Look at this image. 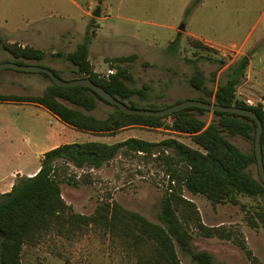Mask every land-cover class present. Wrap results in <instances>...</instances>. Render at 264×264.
<instances>
[{
	"label": "rangeland",
	"instance_id": "obj_1",
	"mask_svg": "<svg viewBox=\"0 0 264 264\" xmlns=\"http://www.w3.org/2000/svg\"><path fill=\"white\" fill-rule=\"evenodd\" d=\"M189 2L190 0H0V38L9 43H17L24 37L32 36L38 44L31 42L28 46L40 48L47 53L44 61L33 64L56 70L62 79L70 80L74 76L73 66L64 57L57 55H66L75 50V46L64 49L53 46L52 33L73 27L80 29L90 20L89 17H83L81 11H100L103 19L99 21L98 27L93 26L95 33L96 30L98 32L91 50L95 71L108 76L109 69H112L108 60L112 56L137 54L134 62L124 64L123 67L134 77L135 87L148 85L151 89L148 100H134L141 106H172L187 98L198 100L204 97L203 92L192 89L187 80L197 68L207 77L218 74L220 64L209 61L207 57L215 56L216 60L225 61L227 65L239 62L241 57L236 58L235 52L228 53L226 57L217 51L208 54L193 48L188 40L184 47L181 46L178 54H172L167 48L171 36L170 26L188 23L195 30L226 40H238L251 33L252 41L264 28V0H201L191 18V13L188 16L184 14ZM188 60L196 62L192 64ZM21 63L29 62L15 58L0 47V65H22ZM227 72L228 70L221 74L222 82L226 80ZM262 82L264 84V73ZM50 84L40 73H22L10 69L0 72V95L40 96ZM208 85L212 89L216 87V83L211 81ZM241 85L237 89L238 95L244 94L248 87L244 86V79ZM249 99L255 104L260 103L252 94ZM114 111V107L99 101L98 107L90 114L98 119H106ZM211 118L209 115L208 121ZM70 136L45 109L0 102V181L3 179L7 185L6 194L11 192L18 176H26L40 169L44 154L60 145L64 137ZM170 137L191 144L188 136H178L165 128L155 130L144 127L129 128L116 136L88 135L87 140L114 143L136 138L161 142ZM226 137L242 152L252 153L253 145L244 138ZM75 140L79 143L86 141L84 135L75 137ZM73 141L74 139L64 140ZM155 159V156L147 158L143 154L124 155L121 152L108 166L99 170L72 168L71 173L78 178L85 177L89 182L81 180L83 182L77 188L62 184V196L78 214L90 216L101 202L112 198L125 209L159 224L169 176ZM250 171L257 177L258 165H252ZM12 173L15 175L10 178ZM185 197L197 205L206 226L225 227L234 231L244 240L259 263L264 264V230L261 227L254 228L248 222L256 212L264 209V199L240 197L239 206L225 203L214 207L203 196H194L185 191ZM191 234L193 252H208L217 264H251L245 252L235 242L204 238L196 230H192ZM178 251L183 264H194L190 254L179 248ZM23 264L136 262L116 248L105 234L89 230L71 240L49 235L37 247L25 246Z\"/></svg>",
	"mask_w": 264,
	"mask_h": 264
},
{
	"label": "trees",
	"instance_id": "obj_2",
	"mask_svg": "<svg viewBox=\"0 0 264 264\" xmlns=\"http://www.w3.org/2000/svg\"><path fill=\"white\" fill-rule=\"evenodd\" d=\"M200 1L195 0L191 4L186 16ZM182 35L179 33L170 43L168 50L172 54L179 53ZM95 37L93 26H90L84 41L74 52L57 55L73 66L74 76L70 80L90 79L134 109L157 111L171 107L141 106L134 100H148L151 89L148 85L135 87L134 77L123 67L137 59L135 54L109 59L111 68L116 70L113 75L103 76L96 72L89 59L90 45ZM188 42L197 50L214 53L199 40L188 38ZM0 47L15 58L29 62L22 65H34V62L44 61L47 57L42 49L28 45L22 47L2 38ZM207 59L219 63L221 69L227 65L222 60ZM188 62L195 64L196 61ZM249 64V57H244L229 67L226 82L219 84L216 90L209 87L208 82L211 80L198 68L187 82L193 89L204 93V97L198 101L253 111L264 127L261 103L249 106L237 93ZM53 71L62 78L56 70ZM40 74L51 82L42 95H0V102L44 107L59 120L62 130L71 136L64 137L60 145L44 154L40 169L34 176H18L11 192L1 195L0 264H23L25 246L37 247L49 235L71 240L89 230L105 234L116 248L135 259L136 264H183L178 248L190 254L194 264H217L210 253L193 252L192 230L204 238L233 241L245 252L251 264H260L239 235L225 227L206 226L197 205L185 197V191L194 196H203L214 207L225 203L239 206L240 197L264 199V183L259 174L256 177L250 171L251 166L257 164V123L254 119L200 108H188L163 117L128 115L89 88L60 87L47 74ZM99 101L115 109L106 119H98L90 114L98 107ZM209 115L212 116L210 121ZM133 127L165 128L178 136H188L191 144L172 137L161 142L136 138L114 143L87 140L88 135L116 136ZM80 135H84L85 142H75V137ZM226 135L239 136L250 142L253 145L252 153L242 152ZM65 139L74 141L64 142ZM261 143L264 158V130ZM121 152L124 155L143 154L147 158L155 156V161L169 176L159 224L125 209L112 198L101 202L90 216L76 213L64 200L62 184L77 188L83 182L81 180L89 182L85 177L78 178L71 173L72 168L99 170L108 166ZM172 182L175 184L172 185ZM248 222L252 227L264 230V209L256 212Z\"/></svg>",
	"mask_w": 264,
	"mask_h": 264
},
{
	"label": "crops",
	"instance_id": "obj_3",
	"mask_svg": "<svg viewBox=\"0 0 264 264\" xmlns=\"http://www.w3.org/2000/svg\"><path fill=\"white\" fill-rule=\"evenodd\" d=\"M194 1L195 0H190V2L188 4L189 6L187 8H185V12H184L185 15H186L187 9L191 6V4ZM194 9L191 12L189 18H191V16L193 15V13L195 11ZM81 12H82L83 17L84 16L89 17V19H90L89 22L83 24V26L80 29L79 28L74 29V27H73V28L65 29L59 33H52L53 39L51 42H52L53 46L60 48V49H64V48H67L69 46L71 47L72 45H74L75 50H76L78 45H80L84 41V38H85V35H86L88 28L90 26H94V25L98 27L99 21L103 19L102 14H101L100 18H96V17H92L95 12L94 13H89V12L85 13L84 11H81ZM262 19H263V17L259 20V22L262 21ZM182 25H185V27H186V31H184V32L180 30V27ZM182 25L181 26L172 25L169 27V30L171 31V36L168 40L167 48L169 47L170 43L176 39L178 34L182 33L183 34L181 37V46L182 47H184L187 44L188 38H193V39L201 41L202 43H204L207 47H209L213 51L220 52L221 56L226 57L228 55V53L232 54V52H235L236 58L241 57V59H242L244 57H249L250 64H249V67H248L247 72H246V77L244 78V86H246V87L248 86V87L245 89L244 94L240 93L239 95L243 99H249V95L252 94L254 99H257V101H263L264 102V84L262 82L263 73H264V28L259 33L257 38L252 41L251 33L247 34V35H243L242 38H239L238 40H234V39L226 40V39H223V37H218L216 35H210L208 33H204V32H201L199 30H195V29L191 28V26L188 23L182 24ZM256 27H257V24L254 27V29H256ZM97 38H98V32L96 30V38H94L92 44L90 45V50H89V59H90L92 64H93V62L91 60V53H92L91 50H92V46H93L94 42L97 40ZM16 42L19 43V45H21L22 47H25L26 45L30 44L31 42L32 43L35 42L38 44L37 40L36 39L34 40L32 38V36L31 37H24V39H22L20 41H16ZM38 49H40V48H38ZM75 50H72V52H74ZM69 53H71V52H69ZM135 55H137V54H135ZM128 56H130V55H128ZM115 57H122V56H117V55L112 56V58H115ZM211 58L215 59V56L211 57ZM231 66L232 65H226L224 68L220 69V71L218 72L217 75L214 74L216 76V82H215V76L214 75H212L211 77H208V79L211 80V83H214V84L216 83V87L214 88V90L217 89L219 84L226 82L228 72L226 74V80L224 82H222L221 74L226 72V70H228L229 67H231ZM220 81H221V83H219ZM240 87H242L241 84H240L239 88ZM172 100L176 101V102L179 101V99H172ZM187 100H189V99L187 98V99H184L183 101H187ZM12 104H15V103H12ZM20 105L39 107V108L45 109L48 113H50L46 108L41 107V106H37L34 104H20ZM52 116L55 120L59 121L54 115H52ZM38 171H39V169L32 171V172L28 173L26 176L32 177ZM18 173L19 172H16V174H18ZM14 175H15V173H12L10 175V178H12V176H14ZM6 188H7V185H6L5 181H3V179H1V181H0V195H4V194H6V192H8L6 190Z\"/></svg>",
	"mask_w": 264,
	"mask_h": 264
},
{
	"label": "water",
	"instance_id": "obj_4",
	"mask_svg": "<svg viewBox=\"0 0 264 264\" xmlns=\"http://www.w3.org/2000/svg\"><path fill=\"white\" fill-rule=\"evenodd\" d=\"M94 17L99 18L101 16L100 11H96L93 14ZM181 31H186L185 25L180 27ZM15 70L25 73H44L47 74L52 81L60 86V87H84L89 88L93 92H95L100 98L107 101L113 106L118 107L121 111L128 115H139V116H149V117H163L166 115H172L173 113L179 112L184 109L188 108H200L203 110H207L210 112H223V113H233L239 114L242 116L250 117L254 119L257 123V134L255 140V153L257 157V165H258V174L261 181L264 183V158H263V151H262V134H263V123L262 120L259 118L257 113L236 108V107H224L214 103H205L198 100H187L182 103L174 104L171 107L163 110H146V109H134L119 101L116 97L112 94L108 93L104 88L98 86L90 79H73V80H64L58 77L53 70L39 66V65H18V64H1L0 65V72L4 70Z\"/></svg>",
	"mask_w": 264,
	"mask_h": 264
},
{
	"label": "built area",
	"instance_id": "obj_5",
	"mask_svg": "<svg viewBox=\"0 0 264 264\" xmlns=\"http://www.w3.org/2000/svg\"><path fill=\"white\" fill-rule=\"evenodd\" d=\"M116 72H115V70L114 69H109V71H108V74L109 75H113V74H115ZM240 98H242L240 95H238ZM246 100V103L249 105V106H256V105H258V104H255L251 99H245ZM260 103H261V105L263 106V111H264V102L263 101H260ZM168 179H169V177H168ZM172 185H174L175 183L174 182H172L171 183ZM171 191V190H170Z\"/></svg>",
	"mask_w": 264,
	"mask_h": 264
}]
</instances>
